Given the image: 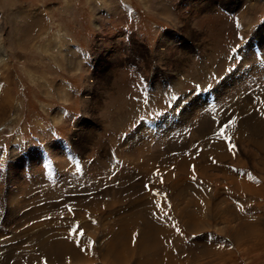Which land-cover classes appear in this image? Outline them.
Returning a JSON list of instances; mask_svg holds the SVG:
<instances>
[{
  "label": "rangeland",
  "instance_id": "1",
  "mask_svg": "<svg viewBox=\"0 0 264 264\" xmlns=\"http://www.w3.org/2000/svg\"><path fill=\"white\" fill-rule=\"evenodd\" d=\"M167 1L0 0V264H264V0Z\"/></svg>",
  "mask_w": 264,
  "mask_h": 264
},
{
  "label": "crops",
  "instance_id": "2",
  "mask_svg": "<svg viewBox=\"0 0 264 264\" xmlns=\"http://www.w3.org/2000/svg\"><path fill=\"white\" fill-rule=\"evenodd\" d=\"M185 1H186V4H188V5L190 4L189 5L190 7H193L194 9H197L198 11H202V12L211 11L210 9L213 7V5L215 3H216L217 6H219V8H223L224 9V7H225L224 5H218L219 2H222L223 0H185ZM162 2L168 4L167 3L168 2L167 0H160V3H162ZM201 2H202V4H201ZM245 2H247V1H243V2H239L238 1V6H237L236 10L232 9V10L236 11V14H235L236 15L235 17L237 19L236 21L241 20V14H240L239 10L244 6ZM183 3L185 4L184 1H183ZM140 4L141 5H146V4H143V3H140ZM205 4H206V6H205ZM232 6H233L232 3L229 4V7L232 8ZM163 8L161 9L162 10L161 11L162 15L169 14L170 17H174V15L172 14L170 8H167L166 7L168 10L163 9ZM216 18H219V17H216ZM247 19H248L247 17H244L243 18V21L247 22ZM220 20H222V19L220 18ZM222 21L224 22V20H222ZM224 24H226V22H224ZM214 31H216V33H219L220 32V29H218V26H215ZM241 33L242 32L239 29V31L236 33V36L237 37H241ZM166 35L170 39H172L174 37V34L171 35V34H168L167 33ZM133 43L136 44L137 42L132 41L131 44H133ZM241 44H242V39H241V42H239L238 44H236V42L235 43H232V44L231 43L230 44H227L228 45V48H227V52H226V56H225V59L224 60L223 59H219V60L217 59L218 54L219 55L220 54L222 55L223 48L220 50V52H213V51L212 52H209V53L208 52H204V53L197 52L198 55H199V56H197V58H200L199 60H197L198 61L197 63L194 62L196 64L197 68H193V67L191 68V66L193 64L189 68L192 69V72L193 73L194 72H201V73H205V72H216V73H218V70L219 69H221V68L222 69H225V67L228 66L227 63L232 62V60H234V58H232V59L229 58L230 57V54H231L230 52L231 51L238 50L240 48ZM161 47L162 46L159 45V49ZM180 47L181 48L183 47L182 50L184 51V54H185V50L189 49V47L187 46V44L185 42H183ZM190 48H191V46H190ZM159 49H158V51H159ZM190 53L191 54L193 53L194 55H197L196 52L194 53V51H191ZM213 60H214V62H215V60H216V62L219 61L218 64H215L214 63L213 66H211ZM188 69H185L184 72H182V73H186V72L190 71ZM177 72H179V71H177Z\"/></svg>",
  "mask_w": 264,
  "mask_h": 264
},
{
  "label": "bare ground",
  "instance_id": "3",
  "mask_svg": "<svg viewBox=\"0 0 264 264\" xmlns=\"http://www.w3.org/2000/svg\"><path fill=\"white\" fill-rule=\"evenodd\" d=\"M160 51V50H159ZM88 98V97H87ZM170 172V171H169ZM194 223H196V222H193V224ZM192 224V223H191ZM197 224V223H196ZM191 227H192V225H191ZM195 227V226H194ZM196 227H197V225H196ZM199 229V228H198ZM194 230V229H193ZM56 246H58L59 245V249L60 250H62L64 247H66L67 245L65 244V242H62V243H59V244H55ZM130 251L132 250L131 248L129 249ZM143 250V249H142ZM143 251H146V250H143ZM120 256H121V254H116L115 255V257H117V259H120Z\"/></svg>",
  "mask_w": 264,
  "mask_h": 264
},
{
  "label": "snow or ice",
  "instance_id": "4",
  "mask_svg": "<svg viewBox=\"0 0 264 264\" xmlns=\"http://www.w3.org/2000/svg\"><path fill=\"white\" fill-rule=\"evenodd\" d=\"M173 99H176V97H173ZM230 122H233V121H231V119H230ZM223 134H224V130H223V128L221 129V131H220V133H219V135H221V136H223ZM228 140H229V142H230V137L229 138H227ZM235 147V145H231V147L229 148V150L231 151L232 150V148H234ZM148 186L147 185H145V188H147Z\"/></svg>",
  "mask_w": 264,
  "mask_h": 264
}]
</instances>
